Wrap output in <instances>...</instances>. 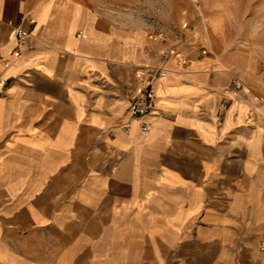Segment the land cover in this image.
<instances>
[{
    "label": "crops",
    "instance_id": "1",
    "mask_svg": "<svg viewBox=\"0 0 264 264\" xmlns=\"http://www.w3.org/2000/svg\"><path fill=\"white\" fill-rule=\"evenodd\" d=\"M164 48L83 0H0V264H264V88Z\"/></svg>",
    "mask_w": 264,
    "mask_h": 264
},
{
    "label": "rangeland",
    "instance_id": "2",
    "mask_svg": "<svg viewBox=\"0 0 264 264\" xmlns=\"http://www.w3.org/2000/svg\"><path fill=\"white\" fill-rule=\"evenodd\" d=\"M83 1L119 27L144 30L155 41L165 33V48L179 54L204 56L206 52L217 63L218 57L233 78L244 82V88H264V0Z\"/></svg>",
    "mask_w": 264,
    "mask_h": 264
},
{
    "label": "built area",
    "instance_id": "3",
    "mask_svg": "<svg viewBox=\"0 0 264 264\" xmlns=\"http://www.w3.org/2000/svg\"><path fill=\"white\" fill-rule=\"evenodd\" d=\"M22 34V31H17L16 35L19 36ZM164 34L160 33L158 38L160 41H164ZM178 39L179 36H176ZM206 52L203 53L205 56ZM213 55H215L212 52ZM21 56V55H19ZM179 53L176 49L173 48H164L162 50V57L166 61L170 60H177V64L179 66H183L187 63L185 60L179 59ZM168 71L164 67H157V68H145L140 71L137 75L138 82H139V89L136 96L132 99L131 104V112L133 116L136 117H143L152 115L156 108V97L154 92V83L158 80L163 79L167 76ZM234 87L236 91H240L244 89V82L240 79H236L234 81ZM6 81L0 78V90L6 87ZM260 101L264 102V97L259 99ZM261 249L264 251V245H262Z\"/></svg>",
    "mask_w": 264,
    "mask_h": 264
},
{
    "label": "bare ground",
    "instance_id": "4",
    "mask_svg": "<svg viewBox=\"0 0 264 264\" xmlns=\"http://www.w3.org/2000/svg\"><path fill=\"white\" fill-rule=\"evenodd\" d=\"M217 61H218V63H220L223 67H225V65L220 61V59L217 57ZM227 70H225V72H229L230 70L227 68V67H225ZM165 78V77H164ZM245 90H247V91H249L248 89H245Z\"/></svg>",
    "mask_w": 264,
    "mask_h": 264
}]
</instances>
